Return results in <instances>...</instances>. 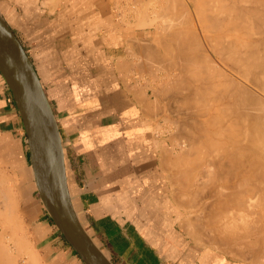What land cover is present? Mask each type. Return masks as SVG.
<instances>
[{
	"label": "crops",
	"instance_id": "1",
	"mask_svg": "<svg viewBox=\"0 0 264 264\" xmlns=\"http://www.w3.org/2000/svg\"><path fill=\"white\" fill-rule=\"evenodd\" d=\"M114 7L111 0H0V16L44 91L80 225L108 264H244L197 248L185 234L157 122L145 115L148 98L132 79L145 35ZM1 169L18 180L20 215L42 264H87L47 210L22 116L0 71Z\"/></svg>",
	"mask_w": 264,
	"mask_h": 264
},
{
	"label": "bare ground",
	"instance_id": "2",
	"mask_svg": "<svg viewBox=\"0 0 264 264\" xmlns=\"http://www.w3.org/2000/svg\"><path fill=\"white\" fill-rule=\"evenodd\" d=\"M50 1L55 6V4L59 0H50ZM148 1L151 3L150 0H148ZM156 1H154L153 4H156L155 3ZM180 1L183 2V0H179L177 2L179 5H181ZM234 1L236 2L237 0H233V2H232V0H188V4H184V2H183V4H184L183 6L185 8H187L188 6H191V5L193 6V7H191L192 8L191 12L193 11V14L187 13L185 11L186 9L184 7L183 8L185 10L183 8H182V10H181V8L176 9V7L174 5H173V8L172 7L168 8L167 7L168 6L167 0H166V3L162 2L163 4H166V7L168 9H172L171 11H173V9H176L174 13L178 12L179 10L181 12L185 11L186 12L185 14H188L190 17L189 16L186 17L185 14H184L185 16L183 14H181V16H184L185 19H187V18L188 19L190 18V19L188 22L186 21V23L188 24L187 27L182 26L183 25L182 23H185V21L182 20L184 18H182L181 16H180V18H178L179 16L178 17L176 16V15H180L179 14L180 11L178 12V14L176 13L175 15H173L174 17L172 16V18H175V16H176V19H179V20H177L178 21L177 23H176V21H174L176 24H174V22H173V24L167 25L168 22L170 21V19H168V20L166 19L167 20L166 26H167V28L169 27V30L167 28H165V29H166V31H170V32H168L169 35L166 33L167 35L164 36L162 33L163 31L162 32L158 31V32L161 36L163 35L166 46L169 42L174 43V44H172L173 46H171L170 45L171 43H169L170 46H167L169 49L161 44V43H164V41L161 40L162 42L160 43V37L158 38L159 40L157 39L156 41L157 42L159 41L158 44H161L162 47L164 46L166 48V50L168 49V51L169 50L174 51L175 49H172V47L175 48V46L177 45L178 47L176 49L178 50V56L179 57L181 56V59L180 58L178 59L177 58L178 56L175 58H177V60H179V61H181L183 59L182 61H184L183 62L184 65L186 64L188 68L191 67L190 65L194 64L191 67V69H193L192 74H194V71H195V74L193 77L195 80V76H196L197 80L199 81L198 83L192 82L193 83L192 84L191 82H189V81L193 80V78L191 79L188 77L189 74H191V69H190V73L187 74V72H189V71H187L188 68H185L184 72H185V70L187 72H185V73L180 72V75L182 73V77H184L183 78L184 80L186 79V83L189 82V84L187 83V85L190 88H191L190 84H192V86H193L195 84L200 83V87H198V93L195 94V92H192V94L193 93L195 94L193 97L196 96L200 100H202V101L204 100L206 102V104L204 105V108L202 110H200V111H197L196 109L193 110L194 112L196 110L198 112V114H197V112H195L197 114V117H195L191 122L188 121V122H190L188 125H190L191 129H192V132L190 134L191 140H189V137L187 138L189 141L188 145H190V146H189V148L187 146V148H186L187 151L184 149V151L186 153H184V151L182 152V153H184V155H186L185 157L183 155L182 156L183 158L182 157H181L182 159L180 158L181 160L179 159L180 162H182V163H179L178 159H177V163L180 164L179 166L183 170V171L181 170L182 174H180L181 172L178 173L181 175L180 178L178 179V181L180 180L179 183H183L182 184L183 186L185 184H187V186H184L183 189L189 188V190H190L189 193L186 192L187 199H188L187 201L190 204H192L191 202L192 201L195 202V199H198V196L202 192H204L206 188H208V187L211 188L213 192H209V193H210V196H212L214 199H213V201H210V202H213V204H212V209L209 212V219L210 220L207 222H210L209 231H213V235H212L213 237L211 238L212 241L215 242L216 244L219 243V244L225 245L227 248L228 247L233 248L236 251L232 250L231 252L234 253L236 256H243L244 255L243 252H246V250H248V251H251V254L253 253L255 255V257L256 256H260V257L262 256V259H263L264 258V220H262V219L264 218V216H260V215L263 214L264 212L262 209V211H261L262 213L261 214L259 213L261 208H262V206L260 207V204H262V202L259 200V198H262V196H264L262 193L260 194V192H261L260 190L262 187L261 184L264 183V72H261L262 68H264V53L262 54L259 46H261V44H262L261 47H263L264 44L263 43L260 44L262 39L259 38V40H258L259 46H258L256 44L257 40H255V39H253V41H252V39L249 40L250 36H247L248 37L247 38L245 36V34H247V32L249 31L250 28H253V25L255 28L256 26H258L259 24H262V23H263V25H261V26L259 25L258 28L260 27L263 29L262 32L264 31V22L263 21L260 22V20H261V19H259L260 16L257 18V16L259 14L263 15V16H261V18H264V14H263L264 12L260 13L261 11H264L263 10L264 6H260V4L262 2H261V0H258L259 6H257V7H259V9L260 8L261 9L263 8V9L259 10L258 8L256 9V7H255L254 9L256 11L258 10V12H259V13L258 12L255 13L253 7L256 5L253 3L257 2V0L256 1L254 0L253 2L251 0H248L249 5L247 3L245 4V5H247V8H248V6H250V8H251L250 2L252 3V8L251 9L249 8L248 12L250 10H253L254 12L253 11L252 12L254 14L251 11L250 12L253 15H257L255 18H253L254 22L255 21H256V23L260 22V23L254 24L253 21H251V20H253V19H251L252 17L250 18L251 13L248 15L247 10H245L246 14L249 16L248 17L249 19L247 21H249L251 19L249 21L250 25H248L247 23H249V22H247V21L243 22L244 18H247V16L243 17L244 15H246L245 11H243L245 6L241 5L243 8L241 10H242V12H244V14L239 13L240 8H238V10H237V7H241L240 6L241 1L246 2L247 0L246 1L240 0V3L236 2L237 7L235 6ZM262 1L264 2V0H262ZM231 2L233 4H231ZM169 3L170 2H168V4ZM171 4L172 3H170V5ZM179 5H177V6L180 7ZM185 5H188V6L186 7ZM232 5L235 7H232ZM261 5H264V4L262 3ZM164 7L165 6L160 7L163 10V14H164L165 9L168 10L167 8L164 9ZM181 7H182V5H181ZM157 8H159V7H157ZM162 10L159 13H161ZM189 10L187 9V11H189ZM168 11H170V10H168ZM157 12H155V15L157 14ZM172 13L173 12H171V13L169 12L170 15H172ZM163 14L161 13L160 15H163ZM239 14H241V15H239ZM242 14H243V16H242ZM191 15L192 16L194 15V16L192 17ZM166 16L167 17H165V18L169 17L168 13L166 14ZM241 17L243 18V20ZM158 18H159V16H158ZM169 18H171V17H169ZM172 20H174V19H172ZM262 20H264V19H262ZM148 21H150V20H148ZM161 21L163 22V20H160V22ZM180 21L181 22L183 21V22L180 24L179 23ZM160 22H158V23H160ZM165 22L166 21H164V23ZM170 22L172 23V21H170ZM148 23L150 24L152 22H148ZM244 23H246V24H244ZM177 24H179L181 26H178ZM186 25H184V26H186ZM164 26H165V24H163V27ZM163 27H161L160 29L164 30ZM156 28H158V26ZM258 28L256 27L257 30L254 29V31H252L253 29H251L250 30L251 32H248V34L251 33V35H252V33L254 32L253 34L254 35L256 34L255 36L257 37L258 35H260L262 33L261 29L258 32V30H259ZM256 31H257V33H256ZM158 32L157 33L155 32V33L158 34ZM254 35H252V37ZM261 35H264V33ZM156 36H159V35H156ZM166 36H168V37H166ZM163 37H161V39ZM165 37H166L167 41L165 40ZM262 38H263V36H262ZM135 39H137V38H135ZM154 39H156V38H154ZM168 39H170V41H168ZM151 42H152L151 45L155 44V42L153 40ZM263 42H264V40H263ZM133 44H134V42H133ZM134 45H136V43ZM145 45L147 46V44H145ZM149 45H150V43H149ZM131 47H133V46H131ZM151 47L148 48L149 51L147 50L145 52H146V54L148 52L150 53L149 56L151 59H154L153 57H155V59L157 60L158 58H156L157 54H156V50H155L156 47L155 46H154L155 48L154 47L151 48ZM128 48H129V50H132L135 52V50L131 49L130 46H128ZM158 48H156V49L158 50ZM150 49H152V52ZM153 49H154L155 53L153 52ZM166 50H164L163 52H165ZM263 50H264V47H263ZM175 52L177 53V51H174L173 54H176ZM127 53H129V52H127ZM151 53H153V56H151ZM157 53H159V52H157ZM160 54L161 55H159V56H162V55L165 56L166 55L165 58L167 59V56L169 55V57H170V54H172V51L169 54H168V52H167V54H165V53H163V54L160 53ZM164 56H163V58H164ZM213 56H214V58L216 57L219 60L218 62H222L224 65H227L225 67L228 70H232V73L230 71L231 74H229V72L226 74V72L223 71L224 69L223 68L221 69V67H219L220 64L216 65L219 68H216L214 65V69L212 66L213 70L212 69L202 70L203 66L201 64L204 61L206 62V64H208L207 68H209V66H211L210 63H208V62L213 60V59H211V57L213 58ZM203 58H204V60H203ZM159 59H160V57H159ZM171 60H169V61H171ZM16 61H17L18 67L20 68L21 73L28 80V83H29L30 88L32 90V104L34 106V113L35 112L36 113L41 112V113L49 116L48 108H47L46 104L40 98V95L38 93V89H37L36 82H35L34 78L32 76L28 75L26 70H24L23 64L21 63V60L19 57L16 58ZM128 61H130V60H128ZM128 61L126 62L127 65L125 63V66L129 65L128 63H130V62H128ZM201 61H202V63H201ZM173 62H175V60ZM181 62H180V65H181ZM212 62H215V60ZM157 63H158V61H156L155 64L158 65ZM168 63H170V62H168ZM222 63H221V65H223ZM171 64H173V63H171ZM204 64L205 63H203V65ZM206 64H205V66H206ZM148 65L151 66V64H148ZM182 65L180 67V70L181 69L183 70L184 65H183V67H182ZM195 65H196V67H194ZM162 66L163 65H161V67ZM197 66L200 68V70L196 69V68H198ZM170 67L168 68L169 70L174 68V67H172V68H170ZM194 69H196V70H194ZM256 69H258V70H256ZM128 71H130V70H128ZM128 71L126 70V72H128ZM174 71L177 72L178 68H177V70H174ZM257 71L259 72L258 74H257ZM249 72H251L253 75L255 73L256 74L253 76L252 74H249ZM128 73H127V75H128ZM151 73L153 74L154 72H151ZM165 73H167V70L165 71ZM183 74L187 75L186 77L189 79H187L185 76H183ZM247 74H249L250 77L247 76ZM168 75H170V73ZM173 75L174 74L171 75L172 78H174ZM182 77H181V80H183ZM190 77H192V75ZM251 77L253 79H251ZM175 78H177L176 81L180 80V78L178 79L177 76ZM175 78H174V80H175ZM167 79H169V76ZM174 80H172V81L175 82ZM187 80H189V81H187ZM152 81H153V78H152ZM125 82H127L126 87H128V79H127V81L125 80ZM169 82L167 81V83H169ZM173 82H170V83L173 84ZM178 82H180V81L175 82L176 83V84H174L175 87L183 85L182 81H181V85H179ZM250 83H252L253 86ZM174 85H173V87H174ZM187 85L185 84L183 86L188 87ZM163 86H164V84H163ZM170 86L171 85H169L168 87H170ZM196 86L197 85H195L194 87H196ZM130 87L131 86H129L128 89H130ZM168 87H166L165 89L169 90L172 86L169 89H168ZM194 87H192V89ZM252 87H255V90ZM172 88H171V90H172ZM183 88L186 89L185 87H183ZM165 89H163V90H165ZM195 89L196 88H194V90ZM171 90H169L167 92H170ZM176 90H178L177 91L178 95L180 92H181L180 94H182V92H183V90L181 91V88L179 90L176 87ZM131 91H133V89ZM174 91H175V88H174V90H172V92H174ZM187 91H188V89H186V93H187ZM135 92L136 91H134V94H135ZM184 92H185V90H184ZM190 92H191V89L189 90L188 93L190 94ZM138 93L140 94V90ZM175 94L177 95V93H175ZM148 95H150V94H148ZM163 95H164V92H162V96ZM165 95H166V93H165ZM172 95H174V93ZM139 96H137L138 98H136V100L140 98ZM168 96L170 97L171 95H168ZM175 96H172L173 101L176 99ZM188 96H187V98H188ZM174 97H175V99H174ZM185 97H183L184 100L185 99L187 100V98H185ZM189 97H192V95H190ZM172 98H170V99L172 100ZM177 98H180V97L178 96ZM192 99L194 100L195 98H192ZM197 99H195V100H197ZM206 99L210 100L209 103ZM189 100L191 102V98H188V102L186 101V105H188L190 103ZM212 100H215L214 103ZM181 101H178V102H180V104H181ZM151 102H152V100H151ZM171 102L172 101H170V103ZM192 102H194V101H192ZM147 103L152 105V103H150V101H148ZM184 103H182V104H184ZM140 104H142V103L140 102ZM198 105H200L202 108L201 104L198 103ZM156 106H158V104H156ZM197 106H196V108H197ZM180 107H182V106H180ZM177 108H178V106H177ZM190 108L193 109V107H191V106H190ZM194 108H195V106H194ZM142 109H143V105H142ZM145 109H146V107H145ZM147 109H148V112H147V110H145L146 111L145 115H146V113L151 112L152 109L154 110V108H150V107ZM198 110H199V106H198ZM184 112H185V110H184ZM190 112H192V110ZM196 114L191 113L189 115H195L196 116ZM185 117L183 119H185ZM189 118H190V116H189ZM50 121L46 120V129L44 132V139H45V143L48 147V150L50 152V155L52 157L53 163L57 169L58 175H59L61 181L65 185L64 171H63V166H62V157L60 155V150H59L60 146H59V142H58L57 137H56L54 126ZM183 124H185V123H183ZM177 129H179V127ZM185 129L187 130V128H185ZM189 131H190V129H189ZM179 132H180V130H179ZM180 135H178V136L181 137ZM181 138H183V136ZM184 147H182V148H184ZM166 151H167V149H166ZM162 154L164 155V152ZM167 155L168 154H166L165 157ZM160 158H164V157L161 156ZM164 159L168 160V156H167V158H164ZM182 160L184 161V164H183ZM177 163L175 162L176 165H178ZM181 164H183L184 166ZM179 166H175V167H179ZM0 173H2V171ZM24 174H26V173H24ZM178 174L176 175V177L175 176L174 177L178 178L179 177ZM3 175H4V173H3ZM5 175H7V174H5ZM7 176H8L7 179H6V176H5V178H3V177L0 178V222L2 224H4L3 226H1V231H0V264H18V259L16 260V258H15L16 256H14L15 254L12 255V253H11L12 249L10 250L8 248V246L6 244H4V239H3L4 235L8 234V235L14 236V240L13 239H11V240L13 242H15V247H17V249L19 250L18 252L21 251L20 253H22V252H24V250L25 251L29 250L30 255L32 253H35V255H36L37 253L34 251L35 249H34L33 245L31 244L30 238L28 236L29 234L26 233V230L23 232V234H24L23 236L21 234L17 235L18 234L17 231H19V229L20 230L23 229V227H24V225L22 227V221H21L22 218L20 219V215L18 213L19 205H20L21 191L19 192V190H17V193L13 192L14 188H15L14 185L16 186V189L20 188L19 186L17 187L18 180L16 179V176H11V175H7ZM263 186H264V184H263ZM262 192H264V191L262 190ZM202 195H203V193H202ZM260 195H261V197H259ZM259 201H260V204H259ZM258 207L260 208L259 211H258ZM201 219L203 220V217ZM198 220H200V219H198ZM205 226H206V228H208L207 227L208 225L205 224L204 228H205ZM204 231H206V230H204ZM195 233H196L195 235H197V237H195V239L198 242H200L202 240V236H201L202 232L199 230H196ZM20 235H21V237H20ZM13 236H12V238H13ZM5 237L9 238V236H5ZM209 241H210V239H209ZM217 247H218V245H217ZM33 257L35 258L34 255H33ZM30 260H32V259L30 258ZM38 260H39V258H38Z\"/></svg>",
	"mask_w": 264,
	"mask_h": 264
},
{
	"label": "rangeland",
	"instance_id": "3",
	"mask_svg": "<svg viewBox=\"0 0 264 264\" xmlns=\"http://www.w3.org/2000/svg\"><path fill=\"white\" fill-rule=\"evenodd\" d=\"M151 1V3L148 1V0H111V3L112 4H114V8L115 9H117V12L123 17V19L125 20V22L126 23H128V24H130V25H132V26H135L136 27V29L138 30V31H140L139 32V34H141V35H145V36H143L142 38H140V40H139V42H138V52L136 53V60H135V64L137 65V67H138V70H136V74H134V75H132V79L136 82V84L137 85H139V86H141V88H142V91H143V93H145V95H146V97L148 98V101H150V103H152V105H150V104H148V106L150 107V108H154V110L152 109V111L150 112L151 114H152V117L156 120V122H157V134L159 135V137L161 138V143L160 144H162L161 146H162V153L164 152V155L162 154V156L164 157V158H167V156H168V160L167 159H164V158H161V161H162V165L164 166V168H165V170L167 171V173H168V178H169V185H170V190H171V193H172V195H173V198H174V200H175V203L176 204H178V206L183 210V212H184V219H183V222H182V228H183V230H184V232H185V234L188 236V238H189V240L191 241V243H193L197 248H199V249H207V248H209L210 250H215L216 252H218V253H220V254H222V255H225V256H227V257H229L231 260H233L234 262H240V263H244V264H264V258L262 259V256L260 257V256H256L255 257V255L252 253L251 254V251H248V250H246V252H243V256H236L234 253H232L231 251L232 250H234L233 248H227L225 245H222V244H219V243H215V242H213L212 241V235H213V231H209V224H210V222H207V221H209L210 219H209V212L211 211V209H212V204H213V202H210V201H213V197L212 196H210V193L209 192H213L212 191V189L211 188H206L205 189V191L204 192H202L203 193V195H202V193L198 196V199H195V202L194 201H192L191 203L192 204H190L187 200V195H186V192L187 193H189L190 192V190H189V188L188 189H183V187L184 186H187V184H185L184 186L182 185L183 183H179V181H178V179L180 178V174H182V168L179 166L180 164H178L177 163V159H178V162L179 163H182V162H180V160L183 158L182 156L184 155V153H186L185 151H184V149L186 150V148H187V146H188V148H189V146L190 145H188V143H189V141H188V137H189V140H191L190 139V134H191V132H192V129H191V126L190 125H188L195 117H197V114H198V112L197 111H200V110H202L203 108H204V105L206 104V102L203 100H200L198 97H193L196 93H198V87H200V83L199 84H195V85H197L196 87H194L195 85H193L192 86V82H196V83H198L199 81L197 80V78H196V76H195V80H194V74H195V71H194V74H192L193 73V69H191V67L194 65H190L191 67H187V65L185 64L184 65V61H179V60H177V58L179 59H181V56L179 57L178 56V50L176 49L178 46L176 45L175 46V48L174 47H172V49H175L174 51H177V53L176 54H173L174 53V51L173 50H169L170 52L172 51V54H170V57H169V55L167 56V59L165 58L166 57V55L164 56V55H162V56H159V55H161L160 53H165V54H167V52H168V54L170 53L169 51H168V47L167 46H173L172 44H174L173 42L171 43V42H169V43H171L170 45H169V43L167 44V46L165 45L166 43H165V41H164V37H163V35L165 36V35H167L168 34V32H170V31H166V29L165 28H167V26H166V24H167V20L168 19H170V21H172V23L170 22H168V24L167 25H169V24H173V22L174 21H176V23L178 22L177 20H179V19H176V16L178 17V18H180V16H181V14H185L186 12L187 13H191V14H193V11L191 12V10H192V8L191 7H193L192 5L191 6H188V5H185L187 8H185L183 5L184 4H188V0L186 1V0H183V2H184V4H183V2L182 1H180L181 2V5H182V7H181V5H179L177 2L179 1H177V0H167L168 2H170V3H172L171 5H170V3L168 4V2H167V7L169 8V7H172L173 8V5L176 7V9L177 8H181V10H182V8L186 11H180L179 9V11L181 12H179L178 10V12H179V14L180 15H176L175 16V18H172V16L173 15H175L176 13L178 14V12H176V13H174L175 12V10L176 9H173V11H171L172 9H168L167 7H166V4H163L162 2H164V3H166V0L164 1H162V0H150ZM154 1H156L155 3L156 4H153V2ZM162 1V2H161ZM186 1V2H185ZM239 1V2H238ZM246 1V0H245ZM248 1V0H247ZM244 2V1H241V3H240V0H237L236 2L237 3H240V6L241 5H244L245 6V8H244V10L243 11H245V10H247V14L249 15L253 10H250L249 12H248V10H249V8H250V6H248V8H247V5H245L246 3L249 5V1L248 2ZM252 2L254 1V0H251ZM256 1V0H255ZM132 2V3H131ZM159 2V3H158ZM162 4H161V3ZM232 2H233V0H232ZM231 2V4H233ZM236 2L234 1V3H235V6L237 5L236 4ZM261 2L264 4V2L261 0ZM260 2V3H261ZM158 3V4H157ZM258 3V4H257ZM261 3V4H262ZM161 4V5H160ZM253 4H255L256 6H254L253 7V9L256 7V9L258 8L259 9V7H257V6H259V2H258V0H257V2H255V3H253ZM260 4V6H264V5H261ZM121 5V6H120ZM154 5V6H153ZM160 5V6H159ZM177 5H179L180 7H178ZM239 5V4H238ZM250 5H251V8H252V3L250 2ZM162 6H165L164 7V9L165 8H167L168 10H170V11H168V10H164V14H163V10H162V8H160V7H162ZM235 6H233L232 5V7H235ZM157 7H159V8H157ZM237 7V6H236ZM156 8V9H155ZM238 8H240L239 10H240V12L239 13H243L244 14V12H242V10L241 9H243L242 8V6L241 7H237V10H238ZM250 8V9H251ZM264 8V7H263ZM262 8V9H263ZM187 9L190 11H187ZM236 9V8H235ZM261 9V8H260ZM259 9V10H260ZM261 9V10H262ZM150 10V11H149ZM152 10V11H151ZM162 10V14L163 15H160L161 13H159L160 11ZM264 10V9H263ZM158 11V12H157ZM168 11V12H167ZM254 11H255V13L256 12H258V10L256 11L255 9H254ZM253 11V12H254ZM153 12V13H152ZM155 12H157V14L155 15ZM168 13V15H169V17H171V18H165V17H167L166 16V14ZM169 12L171 13V12H173L172 13V15H170L169 14ZM252 12V13H253ZM264 11H261L260 13H263ZM250 14V18L251 19H253V18H255L257 15H253V14ZM259 13V12H258ZM243 14H242V16H243ZM245 14H246V11H245ZM244 15L243 17H245V16H247V18H244V20H243V18H242V20H243V22H246L249 18V16L248 15ZM264 14V13H263ZM165 15V16H164ZM186 15V17H188L189 15L188 14H185ZM184 15V16H185ZM239 15H241V14H239ZM252 15V16H251ZM156 16V17H155ZM158 16H159V18H158ZM184 16H181L182 18H184V19H182L183 21H185V23H186V21L188 22L189 21V19L187 18V19H185V17ZM192 16V15H191ZM194 16V15H193ZM192 16V17H193ZM254 16V17H253ZM260 16V18L259 19H261L260 20V22H264V20H262V19H264V18H261V16H263V15H261V14H259L258 16H257V18ZM156 19H155V18ZM163 17V18H162ZM174 17V16H173ZM190 17V16H189ZM256 18V19H257ZM154 19V20H153ZM165 19V20H164ZM167 19V20H166ZM172 19H174V20H172ZM176 19V20H175ZM250 19V20H251ZM255 19V20H256ZM148 20H150V21H148ZM160 20H163V22L161 23L160 22ZM249 20V21H250ZM164 21H166L165 23H164ZM182 21V22H183ZM195 21V20H194ZM249 21H247V22H249ZM251 21H253V23L254 24H257V23H260V22H257L256 23V21L254 22V19L253 20H251ZM259 21V20H258ZM148 22H152V23H148ZM157 22V23H156ZM158 22H160V23H158ZM181 21L179 22L180 24L182 23ZM175 22H174V24H176ZM185 23H182L183 25V27H187L188 26V24L186 25ZM146 24V25H145ZM154 26H153V25ZM156 24V25H155ZM163 24H165V26L163 27ZM244 24H246V23H244ZM248 25H250V22L249 23H247ZM178 26H181V25H179V24H177ZM184 25H186V26H184ZM253 25V24H252ZM251 25V26H252ZM260 26L261 25H263V23L262 24H259ZM258 25V26H259ZM158 26V28H156V27ZM163 27L164 28V30L163 29H160L161 27ZM250 26V27H251ZM258 26H256L257 28H258ZM160 27V28H159ZM249 27V26H248ZM256 27L254 28V25H253V28H250L249 29V31L248 32H251L250 30L251 29H253L252 31H254V29H256ZM263 27V26H262ZM168 30H169V27L167 28ZM259 30H258V32L260 31V29H261V32H262V28H258ZM161 30V31H160ZM257 30V29H256ZM162 32L163 33V35L161 36L160 34H159V32ZM166 31V32H165ZM158 32V34H156V33ZM248 32H247V34H245V36L247 37V36H250L249 37V40L250 39H252V41H253V39H255V40H257V45L259 46V44H258V40H259V38H261L262 39V41L260 42V44L261 43H263L264 44V42H263V40H264V35H261V34H263L264 33V31L260 34V35H258L257 37L252 33V35H254L253 37H252V35H251V33H249L248 34ZM161 33V34H162ZM167 33V34H166ZM256 33H257V31H256ZM159 35V36H156V35ZM169 35V34H168ZM155 36V37H154ZM262 36H263V38H262ZM160 37V43L162 42V41H164V43H161L162 45H164L166 48H168L167 50H166V48L164 47H162L161 46V44H158L159 43V41L157 42L156 40L158 39ZM161 37H163L162 39H161ZM166 37H168V36H166ZM166 37H165V40H166ZM154 38H156V39H154ZM248 38V37H247ZM171 39V38H170ZM170 39H168V41H170ZM156 41L155 42V44L154 45H151V41ZM159 40V39H158ZM162 40V41H161ZM150 41V42H149ZM167 41V40H166ZM153 42V43H154ZM149 43H150V45L152 46V47H156V48H158L159 46V48H158V50L155 48V50H156V54H157V56H156V58H158L157 60L155 59V57H153L154 59H151L150 58V53L148 52L147 54H146V52L145 51H147L148 50V48L149 47H151L150 45H149ZM145 44H147V46L145 45ZM147 48H146V47ZM261 46H262V44H261ZM261 46H259L260 47V50H261V52H262V54L264 53L263 51V47H261ZM151 47V48H152ZM151 50V52H152V49H150ZM160 50V51H159ZM164 50H166L165 52H163ZM149 51V50H148ZM153 52H154V49H153ZM157 52H159V53H157ZM155 53V52H154ZM147 56H146V55ZM155 54V55H156ZM154 55V56H155ZM175 55V56H174ZM151 56H153V53H151ZM163 56H164V58H163ZM173 56V57H172ZM178 56V57H177ZM149 59H148V58ZM159 57H160V59H159ZM175 57H177V58H175ZM147 60H146V59ZM163 58V59H162ZM175 58V59H174ZM172 59V60H171ZM211 59H213V60H211L210 62H208V63H210V65L211 66H209V68H207L208 67V64H206V62L204 61L203 63H205L206 64V66H205V64L203 65V63H202V61L204 60V58H203V60L201 61V65L203 66L201 69L202 70H210V69H212V66H213V69H214V65H215V67L216 68H219V67H221V69L223 68L224 70V72H226V74L229 72V74H231L232 73V70H228L225 66H227V65H224L222 62H218L219 60L215 57L214 58V56H213V58L211 57ZM217 59V60H216ZM162 60V61H161ZM169 60H171V61H169ZM175 60V62H173ZM215 60V62H212V61H214ZM156 61H158V65H156L155 63H156ZM168 61V62H170V63H166V62ZM179 63H178V62ZM150 62V63H149ZM154 62V63H153ZM180 62H181V65L183 64L184 65V67H183V65H182V67H183V70L181 69L180 70V67H181V65H180ZM218 62V63H217ZM164 63V64H163ZM166 63V64H165ZM171 63H173V64H171ZM176 63V64H175ZM221 63L224 65H221ZM148 64H151V66L150 65H148ZM163 65L162 67H161V65ZM168 64V65H167ZM213 64V65H212ZM217 64H220L219 65V67L218 66H216ZM172 65V66H171ZM175 65V66H174ZM180 65V66H179ZM167 66V67H166ZM171 66V67H170ZM186 66V67H185ZM160 67V68H159ZM164 67V68H163ZM172 68V67H174V68H172L171 70H169L168 68ZM194 67H196V65L194 66ZM193 67V68H194ZM198 67V66H197ZM206 67V68H205ZM211 67V68H210ZM157 68V69H156ZM166 68V69H165ZM176 68V69H175ZM177 68H178V71L176 72V71H174V70H177ZM185 68H188L187 69V71H189V72H187L186 70H185V72H187V74H189L190 73V69H191V74H189V78H193V80L192 81H189V80H187V81H189V82H191L192 84H190V86H191V88L187 85V83L189 84V82H187L186 83V79L184 80L183 78L184 77H182V73H185L184 72V69ZM159 69V70H158ZM163 69V70H162ZM165 69V70H164ZM197 70H200V68L198 67V68H196ZM196 69H194V70H196ZM212 69V70H213ZM228 71H227V70ZM167 70V73H165V71ZM220 70V69H219ZM226 70V71H225ZM256 70H258V69H256ZM255 70V71H256ZM264 70V68H262V70H261V72H264L263 71ZM154 72L153 74L151 73V72ZM169 71V72H168ZM230 71H231V73H230ZM253 71V70H252ZM251 71V72H252ZM180 72H182L181 73V75H180ZM251 72H249V74H252ZM151 73V74H150ZM170 73V75H168ZM259 72L257 71V74H258ZM172 74H174L173 75V77L175 78L176 76L178 77V79L180 78V80H177V81H180V82H178L179 83V85H181V81H182V84L183 85H187L188 87H186V86H183V87H185L186 89H188V91H187V93L189 92V90L191 89V92H190V94L188 93H186V89H184L182 86H176L179 90H180V88H181V91L184 89L185 90V92H184V90H183V92H182V94H180L179 93V95H178V90H176V87H175V85L174 84H176L175 82H177L176 81V79L177 78H175V80H174V78H172ZM249 74H247V76H249L250 77V75ZM256 74V73H255ZM254 74V75H255ZM152 75V76H151ZM169 76V79L171 80H169V79H167L168 78V76ZM192 75V77H190ZM253 75V74H252ZM253 75V76H254ZM158 76V77H157ZM183 76H187V75H185V74H183ZM171 77V78H170ZM181 77H182V79L183 80H181ZM152 78H153V81H152ZM187 78V77H186ZM189 78H187V79H189ZM250 79V78H249ZM251 79H253L252 77H251ZM163 80V81H162ZM172 80H174L175 82H173ZM167 81L169 82H173V84L172 83H167ZM184 81V82H183ZM159 84H158V83ZM165 82V83H164ZM249 82V81H248ZM252 82V81H251ZM161 84V85H160ZM163 84H164V86H163ZM251 85H252V83H250ZM156 85V86H155ZM169 85H171L172 87H173V85H174V87L172 88L171 86V88H172V90H174V88H175V91L174 92H172V90H171V88L170 87H168ZM178 85V84H177ZM199 85V86H198ZM153 86V87H152ZM168 87V89L169 90H171L170 92H167V91H169V90H167V89H165L166 87ZM253 86V85H252ZM156 89H155V88ZM192 87H194V88H196L195 90H194V88L192 89ZM165 89V90H163V89ZM254 90H255V87H252ZM155 89V90H154ZM200 90V89H199ZM154 91V92H153ZM164 92V95H165V93H166V97L163 95L162 96V92ZM166 91V92H165ZM192 92H195V94L193 93L192 94ZM169 93V94H168ZM174 93V95H172V94ZM175 93H177V95L180 97V98H177L178 96L175 94ZM148 94H150V95H148ZM159 94V95H158ZM186 94V95H185ZM157 97H156V96ZM168 95H171L170 97L168 96ZM176 95V96H175ZM190 95H192V97H189ZM155 96V97H154ZM172 96H175L176 97V99H175V97H174V99L176 100H174L173 101V98H172ZM182 96V97H181ZM186 96V97H185ZM187 96H188V98H191V102H190V100H189V104L188 105H186V101L188 102V98H187ZM169 97V98H168ZM183 97H185V98H187V100L185 99L184 100V98ZM159 98V99H158ZM170 98H172V100L170 99ZM192 98H195V99H197V100H193ZM150 99V100H149ZM155 99V100H154ZM183 99V100H182ZM210 99V98H209ZM209 99H206L207 101H208V103H209V101L211 100H209ZM151 100H152V102H151ZM159 100V101H158ZM163 100V101H162ZM183 102H182V101ZM170 101H172L171 103H170ZM178 101H181V104H180V102H178ZM192 101H194V102H192ZM213 101V103H214V101L215 100H212ZM211 101V102H212ZM159 102V103H158ZM185 102V103H184ZM198 102L199 104H203L202 105V108H201V106L200 105H198V103L196 104V103ZM210 102V103H211ZM170 103V104H169ZM174 103V104H173ZM182 103H184V104H182ZM195 103V104H194ZM207 103V104H208ZM156 104H158V106H156ZM178 104V105H177ZM180 104V105H179ZM156 107H155V106ZM172 105V106H171ZM176 105V106H175ZM199 106V110H198V106ZM152 106V107H151ZM177 106H178V108H177ZM180 106H182V107H180ZM187 106V107H186ZM190 106L191 107H193V109L192 108H190ZM194 106H195V108H194ZM196 106H197V108H196ZM148 107V108H149ZM180 108V109H179ZM186 108V109H185ZM189 108V109H188ZM201 108V109H200ZM185 110V112H184V110ZM194 109H196L195 110V112H197V114L193 111ZM192 110V112H190ZM189 111V112H188ZM154 112V113H153ZM186 113V114H185ZM188 113V114H187ZM191 113H194V114H196V116L195 115H189V114H191ZM185 114V115H184ZM186 116V117H185ZM189 116H190V118H189ZM185 117V119H183ZM189 118V119H188ZM181 119V120H180ZM183 120V121H182ZM187 120V121H186ZM177 121V122H176ZM188 121H190V122H188ZM182 122V123H181ZM188 122V123H187ZM177 123V124H176ZM179 123V124H178ZM183 123H185V124H183ZM187 123V124H186ZM182 125V126H181ZM186 127H185V126ZM175 126V127H174ZM177 126V127H176ZM187 128V130L184 128ZM188 126V127H187ZM190 126V127H189ZM179 127V129H177ZM183 128V129H182ZM178 131H177V130ZM189 129H190V131H189ZM179 130H180V132H179ZM181 134H179V133ZM189 132V133H188ZM178 135H180L181 137L183 136V138H181V137H179ZM185 135V136H184ZM185 137V138H184ZM181 138V139H180ZM184 143V144H183ZM181 145V146H180ZM185 146V147H184ZM182 147H184V148H182ZM165 148V149H164ZM166 149H167V151H166ZM183 149V150H182ZM164 150V151H163ZM184 151V153H182ZM187 151V150H186ZM167 152V153H166ZM168 154L166 157H165V155L166 154ZM186 155H184V157H185ZM177 157V158H176ZM182 157V158H181ZM181 158V159H180ZM176 159V160H175ZM180 159V160H179ZM175 160V161H174ZM184 160V159H183ZM182 160V161H183ZM175 162L178 164V165H176L175 164ZM183 164H184V161H183ZM183 164H181V165H183ZM175 166H179V167H175ZM184 166V165H183ZM180 169V170H179ZM182 170V171H181ZM2 171V173H0V178H5V176H6V179L8 178V176L7 175H9L6 171H3V170H1ZM0 171V172H1ZM179 172H181L180 174H178ZM3 173H4V175H3ZM2 174V175H1ZM5 174H7V175H5ZM178 174V178H175L176 177V175ZM14 176V175H13ZM175 176V177H174ZM263 184L264 183H262L261 184V186L263 187H261V192H260V194L262 193L263 195H264V192H262V190L264 191V186H263ZM14 193H17V190L18 189H16V186L14 185ZM209 189V190H208ZM187 190V191H186ZM208 191V192H207ZM209 194V195H208ZM259 197H261V195L259 196ZM264 196H262V198H259V200L262 202V204H260V201H259V204H260V207L262 206V208H261V210H260V208L258 207V211L260 210V214L262 213L261 211H262V209H263V212H264ZM186 199V200H185ZM187 201V202H186ZM206 201V202H205ZM202 202V203H201ZM211 204V205H210ZM18 213H19V215H20V205H19V210H18ZM259 214V215H260ZM264 214V213H263ZM263 214H261L260 216H264ZM203 217V220L201 219ZM22 217H21V215H20V219H21ZM263 218V217H262ZM198 219H200V220H198ZM262 220H264V218L262 219ZM21 221H22V227H23V225H24V227H23V229H19V231H17V235H19V234H21L22 236L24 235L23 234V232L26 230V226H25V223H24V221H23V219H21ZM199 223V224H198ZM208 225L207 227L208 228H206V226H205V228H204V225ZM4 224H2L1 222H0V231H1V226H3ZM203 226V227H202ZM198 227V228H197ZM200 227V228H199ZM206 230V231H204V230ZM196 230H199V231H201L202 232V240L200 241V242H198L196 239H195V237H197V235H195L196 233H195V231ZM203 230V231H202ZM208 230V231H207ZM204 232V233H203ZM26 233H27V230H26ZM10 234V233H9ZM215 234V233H214ZM21 235H20V237H21ZM195 235V236H194ZM207 235V236H206ZM5 236H9V238H6ZM13 236V235H12ZM12 236L11 235H8V234H6V235H4V237H3V239H4V244H6L7 246H8V248L11 250V253H12V255L13 254H15L14 256H16L15 258H16V260L18 259V264H42V262H41V260H40V258H39V256H38V254H36L35 255V253H32L31 255H30V253H29V250H24V252L26 253H24V252H22V253H20V252H18L19 250L17 249V247H15V242H13L11 239H13L14 240V236H13V238H12ZM209 239H210V241H209ZM29 240V239H28ZM29 243V242H28ZM32 244V243H31ZM217 245H218V247H217ZM222 245V246H221ZM35 252H36V250H34ZM234 251H236V250H234ZM248 251V252H247ZM21 255H20V254ZM37 253V252H36ZM29 254V255H28ZM234 254V255H233ZM33 255L35 256V258L33 257ZM246 255V256H245ZM37 256V257H36ZM30 258L32 259V260H30ZM37 258V259H36ZM38 258H39V260H38ZM260 258V259H259ZM35 261H34V260ZM38 260V261H37ZM34 261V262H33ZM40 261V262H39ZM263 261V262H262ZM30 262V263H29Z\"/></svg>",
	"mask_w": 264,
	"mask_h": 264
},
{
	"label": "water",
	"instance_id": "4",
	"mask_svg": "<svg viewBox=\"0 0 264 264\" xmlns=\"http://www.w3.org/2000/svg\"><path fill=\"white\" fill-rule=\"evenodd\" d=\"M18 57L27 74L34 78L40 98L45 103L44 91L24 46L14 30L0 16V71L13 93L22 116L31 147L34 169L47 210L63 236L87 264H108L95 249L72 209L67 189L58 175L45 143L44 132L48 117L41 112L34 113L32 90L17 65Z\"/></svg>",
	"mask_w": 264,
	"mask_h": 264
}]
</instances>
